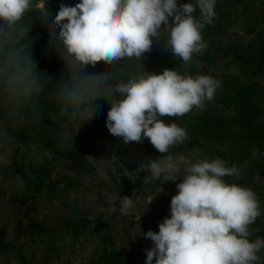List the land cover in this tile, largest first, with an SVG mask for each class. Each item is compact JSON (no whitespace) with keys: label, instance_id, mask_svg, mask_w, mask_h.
Masks as SVG:
<instances>
[{"label":"clouds","instance_id":"clouds-1","mask_svg":"<svg viewBox=\"0 0 264 264\" xmlns=\"http://www.w3.org/2000/svg\"><path fill=\"white\" fill-rule=\"evenodd\" d=\"M216 0H80L61 4L49 31V44L64 65L67 78L53 83L38 71L28 33L35 0H0V117L21 124L42 111V100L55 105L66 120L94 118L90 103L111 101L106 126L124 143L147 139L164 157L149 158L143 183L172 181L177 194L170 201L169 217L159 231L141 233L153 243L146 248L145 264H264V238L253 239L252 225L264 215L257 193L236 181V165L215 157L195 159L174 146L188 139L185 127L161 117H182L193 109L203 111L214 100L221 80L210 75L181 74L175 68L147 72L141 59L152 50L153 38L183 64L208 45L202 31L216 17ZM199 10V17L195 15ZM51 15L42 16L47 20ZM57 29L59 30L57 33ZM101 70L86 73L87 67ZM8 139L0 125V142ZM226 177H234L229 182ZM155 197L147 196L145 204ZM119 212L127 217L135 204L131 196L115 194Z\"/></svg>","mask_w":264,"mask_h":264},{"label":"trees","instance_id":"trees-1","mask_svg":"<svg viewBox=\"0 0 264 264\" xmlns=\"http://www.w3.org/2000/svg\"><path fill=\"white\" fill-rule=\"evenodd\" d=\"M39 1L42 10L36 5ZM79 2L35 0L29 14L31 53L38 71L52 77L53 83L67 77L56 44H49L48 29L62 3L75 6ZM187 2L178 0L179 4ZM215 11L213 23L202 31L208 47L194 55L190 64L175 58L163 38H153L152 50L144 54L141 63L150 73L175 68L181 74H204L221 80L214 100L207 102L203 111L193 109L182 117H161L165 123L175 121L188 132L184 144L170 152L195 159L220 157L229 166L236 165L242 172L236 182L252 188L264 209V0H216ZM50 13L47 20L42 18ZM195 15L199 17L198 9ZM231 24L241 35L225 34V26ZM99 70L98 64L85 71L91 74ZM41 105L38 117L21 124L0 117V125L8 133V139L0 142V150L7 153L6 164L0 165V264H8L10 256L20 264H32L27 262L31 254L28 257L22 252V244L47 243L55 235L78 242L80 248L93 247L83 264H138L131 255L122 253L124 236L113 230L114 223L98 220L106 205L100 197L130 195L132 186L139 187L146 174L145 170L134 179L122 175L118 180L112 177L111 182L102 179L108 157L117 160L116 168L120 169L135 154L130 142L111 135L106 126L111 101L101 97L91 102L94 118L84 122L58 117L55 105L47 100ZM143 142L149 150H155L147 139ZM99 155L103 160L97 168L93 159ZM105 186L108 192L101 195L100 189ZM147 196L134 199L135 208L144 207L138 220L159 231V223L171 215L172 197H155L146 209ZM251 227L253 239L264 238V215Z\"/></svg>","mask_w":264,"mask_h":264},{"label":"rangeland","instance_id":"rangeland-1","mask_svg":"<svg viewBox=\"0 0 264 264\" xmlns=\"http://www.w3.org/2000/svg\"><path fill=\"white\" fill-rule=\"evenodd\" d=\"M37 7H39L42 10V2L39 1L37 4ZM225 27V34H237L241 35V31L233 24L226 25ZM130 146L133 148L131 151H134V155L132 156L133 160L128 163H123V166L120 169L116 168V161L113 158L108 157L105 160V163L108 165L105 170H107V173H103L102 179L104 181L111 182L112 177L114 178L116 176V179L118 180L122 176H127L130 179H134L138 172L145 171L147 173L146 169V162L145 160L147 157L153 158V159H161L163 160L164 157H162L163 154L159 153L156 149L155 150H149L148 146L142 142H130ZM148 154V155H147ZM171 155L175 156L178 154L177 152H170ZM103 160L102 156H97L95 160L93 159L96 167L98 168V162ZM7 161V153L3 150H0V165L4 166ZM99 170L101 171V167L99 166ZM122 175V176H121ZM183 179V174H178L175 178V180L172 181H155L148 185H145L143 182L139 185V187L132 186L130 190V195L134 201V199L137 197H142L143 195H149L152 197H158V196H168L172 197L175 195L174 187H176V184L181 182ZM106 187H102L100 189L101 195L107 194ZM129 194L126 195H116L117 197L121 196H130ZM101 202H103L104 205V212L101 213L98 217L99 221L108 220L109 222H113L115 225L116 233H122L124 236V245L122 246V253H128L131 255L138 264H145L146 259V248H151L153 246V243L150 239H145L144 236L141 233H146L149 229L152 231L158 232L157 229L154 227H150L148 225L141 224V222L138 220L142 209L144 207L135 208L133 209L132 213H130L127 217L121 216L119 212V200L118 199H107L104 196L100 197L99 199ZM146 209H149L144 203ZM127 220H130V222H126ZM125 222V224L122 223ZM12 224H9L7 226V229L10 230ZM155 229V230H154ZM55 239H50L47 243H32L31 245L24 243L22 244V252L29 257L30 259H26L27 262H31L32 264H83L84 261L87 260V258L90 257V254L92 253L93 247L91 245L86 247L79 246L78 242L73 241L70 238H60V235H55ZM120 238V237H119ZM128 241V244H127ZM8 264H20L16 260L14 256H10L8 260Z\"/></svg>","mask_w":264,"mask_h":264}]
</instances>
